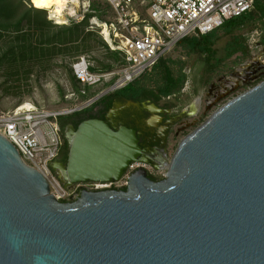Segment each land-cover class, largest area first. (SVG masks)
Listing matches in <instances>:
<instances>
[{"label":"water","instance_id":"95a60500","mask_svg":"<svg viewBox=\"0 0 264 264\" xmlns=\"http://www.w3.org/2000/svg\"><path fill=\"white\" fill-rule=\"evenodd\" d=\"M67 140L68 161L53 169L68 187L120 182L144 156L135 130L107 121ZM54 196L0 135V264H264V81L189 135L163 181L141 169L126 191Z\"/></svg>","mask_w":264,"mask_h":264},{"label":"rangeland","instance_id":"374dc122","mask_svg":"<svg viewBox=\"0 0 264 264\" xmlns=\"http://www.w3.org/2000/svg\"><path fill=\"white\" fill-rule=\"evenodd\" d=\"M35 4L36 6L38 5L37 0ZM26 5L29 9H35L30 0L26 2ZM70 5L72 9H69V11L75 10L77 12L76 15H85V19L87 15L94 16L88 24L83 26L84 35L91 34L92 36L87 37L84 43L79 41L75 46L70 45V51L63 52V47L58 46L51 52L50 56L45 58L29 56L24 59L26 61H19L22 60V57L18 56L14 63L0 65V115L11 113L25 104H32L42 110L69 113L86 107L93 100L107 92H110L109 95L116 93L111 92V89L117 77L109 84L105 82V84L96 87H85L72 78L74 77V65L83 58H86L96 71L106 72V68H111V73L120 71L123 64L122 59L124 58L119 55L121 54L120 52L115 50L118 42H116L114 31L109 30L111 40V43H109L105 40L106 38L104 39L102 29L93 24V21L108 26L117 24V12L108 0H80L77 6L74 4ZM131 9L137 12L142 19L148 18V5L137 2L132 5ZM46 12L47 21L52 23L51 27H46L47 33L51 36L57 35L62 27H72L75 24H82L88 21L87 18V20L82 22H75L77 21L76 19L69 18L65 13L63 24V21L51 19L50 12ZM34 19L32 18V20ZM5 36L0 40V60L5 57L6 51L16 41L18 35L6 34ZM235 37L248 39V45L251 50L250 56L244 57L243 54H237L213 70L205 66V62L200 56H189L187 51L179 46L174 48L165 57L166 61H168V65L175 76H178L180 71H184L188 75V79L180 93L170 96V100V97L164 98L160 105L172 107L178 111L186 110L194 104L197 98L206 94L211 84L218 83L224 77H228L236 70L243 68L251 61L253 55L264 53V31L260 24L257 28H254V26L243 28L235 34ZM232 39L223 31L219 32L215 46L217 59L226 58V50ZM32 43H36V40H32ZM153 70L137 81L157 89L163 80L161 76L154 75ZM263 81L264 77L254 83L244 85L237 89L229 98L211 108V110L205 106L199 116L183 120L176 129L187 124L190 126L179 137L171 141L170 154L172 157L177 152L179 145L189 135L204 125L215 112L229 101L248 92Z\"/></svg>","mask_w":264,"mask_h":264},{"label":"built area","instance_id":"2783aa9c","mask_svg":"<svg viewBox=\"0 0 264 264\" xmlns=\"http://www.w3.org/2000/svg\"><path fill=\"white\" fill-rule=\"evenodd\" d=\"M69 1L73 4L74 0ZM108 1L118 14L117 24L109 28L115 33L118 42L115 50L123 56L125 66L118 73H93L90 62L83 58L74 65L73 71L85 87H96L105 82L109 84L117 77L111 91L118 92L150 72L180 42L192 36H206L223 28L227 22L251 12L257 0ZM137 2L148 5L147 19H142L131 9ZM65 13L69 18L76 19L75 22L85 20V15H76L75 10ZM260 55L264 60V53ZM65 116H69L68 112L42 110L32 104L0 115V135L18 149L28 166L46 178L51 195H55L57 201L77 202L83 191L126 190L134 172L141 169L166 178L169 164L162 169H155L137 162L130 165L120 182L66 186L60 174L53 169L54 164L60 162L64 150L60 121Z\"/></svg>","mask_w":264,"mask_h":264},{"label":"trees","instance_id":"16d2710c","mask_svg":"<svg viewBox=\"0 0 264 264\" xmlns=\"http://www.w3.org/2000/svg\"><path fill=\"white\" fill-rule=\"evenodd\" d=\"M27 1L29 0H0V40L6 37V34L18 35L16 41L11 44L6 51L5 57L0 60V65L14 63L18 56L22 57V60L19 61H23L29 56H41L45 58L50 56L51 52L58 46L63 47V52L70 51L71 46H75L79 41L84 43L87 37L92 36L91 34L84 35L83 26L89 23L90 19L94 17L93 15H87L85 20L88 18V21L82 24H75L72 27H62L57 35H49L46 27H51L52 23L47 21L46 11L48 10L37 7L35 4L36 0H30L35 9H29L26 5ZM32 18L35 19L32 20ZM259 24L263 27L264 31V0H257L251 12L227 22L223 28L206 36L199 35L189 37L180 42L178 46L186 50L189 56L198 55L203 58L205 66L213 70L218 67V65L237 54H243L244 57H249L251 50L248 45V39L245 37H235V34L249 26L257 28ZM220 31H223L227 36L233 39L226 50V58L219 60L217 59L215 46ZM34 39L36 43L33 44L32 40ZM122 60L123 64L120 70L125 66V61L124 59ZM106 69V72H99L92 68V72L100 74L111 73V68ZM153 69L154 75L161 76L163 80L162 84L158 86L157 89L136 81L127 88L102 98L88 109L75 113L70 118H80L88 114L93 115L97 108H102L104 112H106L112 108L113 99L116 97L136 102L152 101L153 103L160 104L164 98H168L182 91L188 79V75L184 73V71H180V74L175 76L166 58L162 59ZM72 79L80 84L75 75ZM93 117L95 116L93 115ZM84 119L77 120L76 125ZM60 124L62 128H65L64 121H60ZM64 151L63 154L65 155H63V160L66 163L69 157L68 145L64 147Z\"/></svg>","mask_w":264,"mask_h":264},{"label":"flooded vegetation","instance_id":"af4514ba","mask_svg":"<svg viewBox=\"0 0 264 264\" xmlns=\"http://www.w3.org/2000/svg\"><path fill=\"white\" fill-rule=\"evenodd\" d=\"M262 67H264V60L261 55H253L251 61L243 68L236 70L228 77H224L218 83L211 84L206 94L197 98L194 104L186 110L178 111L175 108L163 107L152 101L136 102L116 97L113 99L111 109L104 112L102 108H97L93 114L95 117L89 114L73 119L70 117L74 114L70 117H64L61 120L65 122V128L61 127L64 147L66 145L69 146L67 137L71 128L77 131L80 125L88 120L107 121L115 130H120L124 127L135 130L144 152L142 163L155 169H162L170 164L174 157L170 154L171 141L179 137L190 125L187 124L176 129L177 126L185 119L199 116L205 106L207 109L215 107L225 95L231 93L232 89L237 90L244 85L254 83L263 78L264 70L261 69ZM129 103L135 105H130ZM116 105H120V108L112 118H108ZM81 119L84 120L76 125L77 120ZM63 153L60 162L66 164L67 162L65 163L63 160V155H65ZM144 170L147 171L151 180L155 182L164 180L161 175L153 174L147 169Z\"/></svg>","mask_w":264,"mask_h":264},{"label":"bare ground","instance_id":"6f19581e","mask_svg":"<svg viewBox=\"0 0 264 264\" xmlns=\"http://www.w3.org/2000/svg\"><path fill=\"white\" fill-rule=\"evenodd\" d=\"M70 3L71 2L69 0H37V4L40 5V6H38L39 8H41L43 10L44 9L48 10L50 12V18L51 19L63 21V24H64V20H65V18H64L65 12L69 11V9H72ZM73 4L77 5L78 1L74 0ZM93 24L102 29V31H103L102 35H103L104 39L106 38L105 40H107L109 43H111L109 26L106 24L98 23L97 21H93Z\"/></svg>","mask_w":264,"mask_h":264},{"label":"snow or ice","instance_id":"6c2138e0","mask_svg":"<svg viewBox=\"0 0 264 264\" xmlns=\"http://www.w3.org/2000/svg\"><path fill=\"white\" fill-rule=\"evenodd\" d=\"M37 6H40V5H37Z\"/></svg>","mask_w":264,"mask_h":264}]
</instances>
